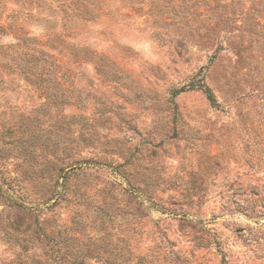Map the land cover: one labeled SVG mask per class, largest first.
Returning <instances> with one entry per match:
<instances>
[{
	"label": "rangeland",
	"instance_id": "rangeland-1",
	"mask_svg": "<svg viewBox=\"0 0 264 264\" xmlns=\"http://www.w3.org/2000/svg\"><path fill=\"white\" fill-rule=\"evenodd\" d=\"M105 2L23 10L42 84L0 35V264H264V0Z\"/></svg>",
	"mask_w": 264,
	"mask_h": 264
},
{
	"label": "trees",
	"instance_id": "trees-1",
	"mask_svg": "<svg viewBox=\"0 0 264 264\" xmlns=\"http://www.w3.org/2000/svg\"><path fill=\"white\" fill-rule=\"evenodd\" d=\"M53 1L55 3H53ZM105 1L110 0H0V35H7L12 38H14L16 41H18L20 46L23 48L25 47L27 51L23 53V56L25 59H19V61L23 64L24 68L21 71L23 74L26 75L27 78L32 77V81L36 84H42L44 82L43 73L44 71H49L55 69L57 67L58 70L63 69L66 70V62H48V56L44 57V53L34 47H31L29 45L30 42H32L34 45H45L48 37L57 34L54 32L52 27L50 28L47 26L48 29H51L52 31L50 33L42 35L40 38H35L29 35L28 31H24L22 25L18 23V19L21 18V16H30V12H24L23 10L26 8H30L32 6L40 7L42 4H49V8L51 13L55 12L54 15H58L59 19L61 21V28L65 29V25L68 21H71L72 19H81L82 21H92L97 18H108L112 17V15H107L109 13V5ZM8 3H14L18 4L19 7L13 8L12 6L8 5ZM104 9H107L105 12ZM28 10V9H26ZM44 23H47L44 21ZM69 25V23H68ZM43 39H46L45 42ZM5 52L4 47H0V53ZM15 56H20L19 51H12ZM39 54V55H36ZM73 54V53H70ZM7 55V54H6ZM12 54H10L11 56ZM29 56V58H27ZM77 56V55H75ZM5 56L3 55V58ZM56 61V59H55ZM57 63V64H56ZM18 68L22 65L18 63ZM28 70V71H26ZM199 89H202L205 93L207 99L210 101V103L215 102V98L213 94L211 93L210 89L204 85H199ZM182 90V89H181ZM72 158V157H71ZM84 164V162L78 160V159H68L65 166H61L59 168V171H64V173L61 175V178L63 180L68 179L69 170L74 169L76 167L81 166ZM65 194V188L62 186L60 190H57L55 193L52 194L54 197V202L57 201V199H60ZM18 208H22L20 204L17 203ZM27 211V214L30 215L32 212L30 210ZM32 215V214H31ZM31 226H33L34 234L37 235V239L40 240L39 236H41V240L48 242L50 245L51 242H53L50 238H48V235L42 230L40 224H39V218L35 215L32 219ZM52 247V246H51ZM52 249V248H51ZM53 254V251L51 255ZM56 257V256H55ZM58 264H66L63 260H57Z\"/></svg>",
	"mask_w": 264,
	"mask_h": 264
}]
</instances>
